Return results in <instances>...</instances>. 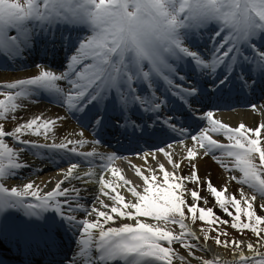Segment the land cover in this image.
<instances>
[{"label":"snow or ice","instance_id":"snow-or-ice-1","mask_svg":"<svg viewBox=\"0 0 264 264\" xmlns=\"http://www.w3.org/2000/svg\"><path fill=\"white\" fill-rule=\"evenodd\" d=\"M58 25H84L90 35L76 36L73 41L70 29L67 35L61 30L59 40L62 45L73 48V54L68 58L66 70L60 74L38 64L37 75L0 84V96H3L0 99V120H6L9 113L13 114L12 119H16L15 113L21 108L19 101L34 98L40 92L48 93L69 111L79 112L84 117H88L90 105L99 108L106 104L113 92L122 110H127L131 104H139L144 106V111L158 112L164 104L156 96L158 82H163L168 91L175 88L172 95L178 98L183 109L185 105L200 102L202 94L197 85L184 88L174 83L181 71L178 67L181 61L189 62L196 74L214 75L218 68L223 67L225 72L219 79L221 87L230 81L234 66H239L241 72L247 74V80L253 78V73L264 79V50L254 40L264 39V0H0V51L9 56L20 55L31 47L37 29L47 30ZM11 31L15 34L11 35ZM205 35L212 44L207 55L192 50ZM56 39L53 34V46ZM186 78L179 75L180 80ZM237 79L242 81V87L247 86L244 75H238ZM58 82H65L68 87H62ZM138 84L146 85L144 93L139 92ZM5 89L7 91H3ZM252 108L256 110L255 105ZM192 111L194 109L183 114L190 118ZM65 119L61 116L49 119L40 114L11 130H6L5 124L0 123V213L22 208L27 215L39 216L51 210L55 215L50 222L45 221L48 224L44 233L46 246L50 249L58 247L55 239L57 229L67 222L77 230L78 250L72 264H174V260L188 264L187 258L172 247L179 243L190 256L198 247L189 242L199 237L185 222L187 208L193 222L198 218L208 224L217 223V245L227 247L232 243L235 249H239L238 258L226 264H264V252L257 247L264 241L261 235L264 228L259 227L264 224V216L258 215L254 208L258 194L261 198L258 207L264 211V143L261 137L264 123L255 128L244 123L231 127L214 119L212 111L203 113L200 120L207 121L208 126L191 135L193 146L187 148L184 158L190 165V175H179L177 170L181 168L182 161L174 160L170 152L159 148L157 151L167 157L173 171L169 172L163 163H158V169L149 167L144 170L132 165L143 181L141 191L138 190L141 185L133 184L121 169L111 167L118 159L116 153H99L94 148L88 152L78 151L77 146L99 141L65 138L56 143L54 129L58 131L57 123ZM94 120L96 126L103 127L102 114H97ZM170 120L166 119L164 124L176 131V124L169 123ZM144 131H148L147 127ZM180 131L187 133L188 129ZM209 133L223 135L228 143L213 139ZM29 134L43 136L46 142L22 139ZM157 134L167 135V128H157L150 133ZM80 135L83 136V132ZM6 138L22 147L15 149L9 146ZM49 140L52 142H47ZM197 146L204 150V156L211 155L227 171L238 172L240 175H233L231 179L250 188L253 194L247 196L243 188H238L237 192L226 197L227 184L218 189L210 179L202 182L193 162L199 155ZM23 152L36 157L47 153L52 160L58 158L68 162L69 167L60 169L57 175H62V179L56 180L49 191H43L34 180L9 189L3 181L31 167L21 159ZM148 155L144 154L145 162ZM151 155L156 158L155 153ZM73 157L83 159L71 162ZM97 158L101 161L99 167L105 171L110 169L112 176L118 178L117 182L106 180L103 173L98 181L85 179L96 176ZM81 163L89 166L82 175L78 172ZM145 171L150 175H145ZM157 171L163 174L162 181H158ZM73 180L82 182L83 187L72 185ZM185 181L194 183L196 187L186 189ZM90 182L99 184V194L93 198L91 206L81 202L85 199L81 193L86 191ZM65 183L70 186L62 187ZM202 183L213 194L216 205L231 217L233 229L255 233L256 244L249 241L246 245L252 255L245 256L240 249L243 241H221L220 235H227V232L222 233L218 225H228L229 221L216 216L214 207L199 206L201 200L207 203L200 196ZM120 188H125L133 199H126ZM186 193L192 198L191 204L185 199ZM237 194L240 199H237ZM28 197L37 203H26ZM102 197L111 203H105ZM241 201L246 208H241ZM229 204L235 214L229 210ZM77 212H83L84 216L78 218ZM241 212L246 215L247 222L241 220ZM56 215L60 217L59 221ZM125 219L132 222H123ZM118 221L119 226H112ZM170 224L178 225L179 234L168 227ZM204 239L208 240L209 236L205 234ZM201 264H219V258L201 259Z\"/></svg>","mask_w":264,"mask_h":264},{"label":"bare ground","instance_id":"bare-ground-1","mask_svg":"<svg viewBox=\"0 0 264 264\" xmlns=\"http://www.w3.org/2000/svg\"><path fill=\"white\" fill-rule=\"evenodd\" d=\"M5 73L4 76L1 77V75ZM16 75V73H12V72H5V71H0V84H4V83H10V82H13L16 80V78H10L11 75ZM18 76H22L20 78H17V79H22L24 76L23 75H18ZM16 77V76H14ZM28 77V76H27ZM19 103H21V108L17 110V112L15 113V116L17 117V121L16 122H12V123H3L5 124L6 128L8 130H11L13 127L17 126L19 123H22V122H26L28 119L30 118H33L34 116L36 115H40V114H43L46 118H54V117H57L59 115V112H50L48 109H46L42 104H36V105H31L29 104L26 100H23V101H19ZM9 115H13L12 113H9ZM249 121V120H248ZM68 121L65 119V120H62V121H59L56 125V129H58V131L62 130L63 132H68L69 128H70V124L67 123ZM248 127L251 128V126L248 125ZM6 129V130H7ZM56 130L54 129V132ZM22 159H24V156H21ZM157 163H163L165 165V168L168 169V163L164 162V161H157ZM194 163L197 164L198 166V175L201 179L202 182H204L208 176L211 177L212 181L211 182H214L215 184V187H217L218 189H221L222 188V185H223V181H225V179H223V176L220 174H222L220 171H219V168L214 164L212 163L207 157H203V158H197L196 160H194ZM34 165H38L36 163H33ZM41 165V164H40ZM39 165V166H40ZM146 167L143 168V169H147L149 167L153 168V169H158V166H155V163L152 164L151 162H148L146 165ZM41 170V169H39ZM39 170H36V171H33V166L31 165V167L29 168H24L23 170H21L18 174V176L16 177H12V178H9L7 179V183H8V188L10 189V187H13V186H16V187H21L23 185V183H27L29 180H34L36 184L40 185L42 190L43 191H49L52 186H54L55 184V181L56 180H60L62 179V175H57V173L60 171V169H56V170H52V171H48V169H42L41 172H39ZM66 170V169H65ZM122 173L123 175L129 179L130 181H132L133 184H135L136 182L141 185L140 188H142V185H143V181L141 179V177L137 176L135 174V172H133L131 170V168L127 169V168H123L122 169ZM159 173V177H161V173ZM238 173V172H237ZM145 175H150L149 172L147 173H144ZM182 175H184V170L182 169ZM240 174L238 173L237 176H239ZM228 176V175H226ZM222 177V178H221ZM51 180L52 182L51 183H46L47 181ZM68 183H65L64 185H67ZM72 185H75V186H78V187H82V182L80 181H75L73 180L71 182ZM188 184H191L190 182H187L185 184V187H187ZM225 185V184H224ZM205 187H206V184H201V188H200V192H206L205 191ZM230 187L229 188V192H236V187L235 185H233L232 183H230ZM121 191L122 194L125 195L126 199H133L130 195V193H128L126 191L125 188H120L119 189ZM138 190H142V189H139ZM98 195V193H94L92 197H90V195L88 194V204L91 206L92 203H93V198ZM238 196V194H237ZM102 199L105 200V203H111V201H109L106 197H102ZM186 199V197H185ZM189 201H188V200ZM187 202L188 203H191L192 202V199H189L187 198ZM237 199H239L237 197ZM27 201H31L32 202V199H27ZM191 200V201H190ZM33 202H36V200H34L33 198ZM28 203V202H26ZM97 206L99 207L98 203H97ZM16 209H20V210H23L22 208H11V209H8L7 211L3 212L2 213V217L5 219L6 217V220L7 222H9L11 224V228H14V229H11V231L14 232L15 230V227H17L18 225H22L24 223L26 224H32L30 226H28L26 229L27 230H30L32 228H35L36 226H39L40 223H41V219L44 218L45 215H50L51 213V210L47 211L46 213H43L42 215H39V216H36L34 219H31V220H27L26 222H20V221H17L18 220V216H15L16 215ZM37 211L39 212L40 210L37 209ZM28 217V216H26ZM141 219H144V218H141ZM123 222H132V221H129L127 219H125ZM148 222H152V223H156L155 221H152V220H148ZM186 223L188 224V227L191 231L195 232L196 233V236L200 237L201 236V233L200 231L198 230V226L196 224H194L193 222L189 221L188 219H186ZM112 226H119V221L112 225ZM105 227H108V225H105ZM192 229H195V230H192ZM41 231H39L38 233H40ZM2 234L0 235V248L2 247ZM244 240V244L245 246L247 245V243L249 242L248 240H245V239H241L240 241ZM194 243L195 244H198V247L200 246L199 245V242L197 240H194ZM172 247L174 249L177 250V248L175 247V245L173 244ZM202 248V251L204 252V255L203 256H197L195 257L194 255H189V252H184V251H181L184 253L183 256H185L188 260V264H201V259H212L213 257H216L218 256L219 258V264H226V262L228 261H231V260H228L226 257L228 256H223L225 255L223 252H218L217 254L214 253V251L211 249L210 245L209 244H205L204 246H200ZM245 256H249V255H252V253H250L246 247L242 249ZM75 249L73 246H71V249L69 250V253L70 252H74ZM0 253H4L3 250L0 249ZM223 253V255L221 254ZM238 253L239 252H236L235 254H233L231 257L234 258H238ZM174 264H179V262H175L174 261Z\"/></svg>","mask_w":264,"mask_h":264},{"label":"rangeland","instance_id":"rangeland-1","mask_svg":"<svg viewBox=\"0 0 264 264\" xmlns=\"http://www.w3.org/2000/svg\"><path fill=\"white\" fill-rule=\"evenodd\" d=\"M3 91H7V90H3ZM16 121H17V119H12V115H9L6 120H0V123H12V122H16ZM227 206L229 208H231L230 211H233V213L235 214V210L232 208V206L230 204L227 205ZM207 207H214V211H215L216 216L221 217L223 220H228L229 221L228 225H224V224H219L218 225L219 230H221L222 233L225 232V231L227 232V235H220L221 241L227 240V241L231 242L233 240L238 241L239 238L240 239L246 238L250 242H252L253 244H256L257 237H256L255 233H253V232H251L250 230H247V229L244 230L243 233H241L240 231H238L236 229H233L231 227V217H229L227 214H225L218 206L215 207L211 203V201L207 204V206H205V208H207ZM241 208L242 209L246 208V205L244 204L243 201H242V204H241ZM254 208H255V210H256L258 215L264 216V211L260 210V208L258 207V204H254ZM185 212L187 214L188 219L191 221L192 220L191 219V214L187 213V208L185 209ZM198 215H199V213L197 212V217H198ZM240 215H241V220L244 221V222H247L246 215H244L243 212H241ZM195 222H196V224L198 226H200L201 229H203V231H201V235H203V236H201V239L205 240L204 236H205V234H207L209 236V239L207 241H212L213 243H215V237L217 235V232L215 231V229L217 228V223L214 222L212 224H208L207 222H201L198 218H197V220ZM259 227L260 228H264V224L259 225ZM261 235L264 236V232H262ZM177 246L179 248H182L179 245H177ZM244 246L245 245H243V246L240 245V249H243ZM257 247L264 250V241H262L261 245H257ZM245 249H246V247H245ZM217 250H219V251L220 250H224V251H221V252H226L227 254H232V253H234L236 251H239V249H235L234 248L232 243H229L227 247H224L223 245L219 246L217 248ZM196 253L200 254L199 251H196Z\"/></svg>","mask_w":264,"mask_h":264}]
</instances>
